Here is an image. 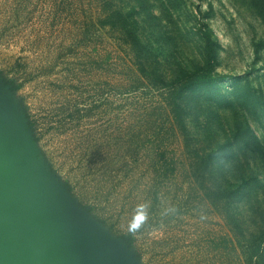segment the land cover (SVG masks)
I'll list each match as a JSON object with an SVG mask.
<instances>
[{
	"label": "rangeland",
	"instance_id": "obj_1",
	"mask_svg": "<svg viewBox=\"0 0 264 264\" xmlns=\"http://www.w3.org/2000/svg\"><path fill=\"white\" fill-rule=\"evenodd\" d=\"M0 215L36 264H264V0H0Z\"/></svg>",
	"mask_w": 264,
	"mask_h": 264
},
{
	"label": "crops",
	"instance_id": "obj_2",
	"mask_svg": "<svg viewBox=\"0 0 264 264\" xmlns=\"http://www.w3.org/2000/svg\"><path fill=\"white\" fill-rule=\"evenodd\" d=\"M0 218L2 219L1 215H0ZM9 221H8V223L3 224L0 220V228H6L5 233H4V231L1 232V230H0V243L6 242L9 245L11 252L13 253V255L16 258V261L14 264H22L21 256H20V254L16 248V241H19V239H17V237H19V229L18 228H20V224H11ZM19 242H21V241H19ZM0 262H1L0 264H6V263H3L1 261V259H0ZM34 264H36V259L34 261Z\"/></svg>",
	"mask_w": 264,
	"mask_h": 264
},
{
	"label": "water",
	"instance_id": "obj_3",
	"mask_svg": "<svg viewBox=\"0 0 264 264\" xmlns=\"http://www.w3.org/2000/svg\"><path fill=\"white\" fill-rule=\"evenodd\" d=\"M23 245L24 243L16 241V248L21 256L22 264H34L35 258L33 256H30L31 249L28 248V246ZM57 257L58 256L56 254H53L51 259L49 260V264H61L60 262H58Z\"/></svg>",
	"mask_w": 264,
	"mask_h": 264
},
{
	"label": "clouds",
	"instance_id": "obj_4",
	"mask_svg": "<svg viewBox=\"0 0 264 264\" xmlns=\"http://www.w3.org/2000/svg\"><path fill=\"white\" fill-rule=\"evenodd\" d=\"M147 205L140 204L137 206V213L133 217V221L130 225L131 229L135 230L140 227L141 223L147 218V212H146Z\"/></svg>",
	"mask_w": 264,
	"mask_h": 264
},
{
	"label": "trees",
	"instance_id": "obj_5",
	"mask_svg": "<svg viewBox=\"0 0 264 264\" xmlns=\"http://www.w3.org/2000/svg\"><path fill=\"white\" fill-rule=\"evenodd\" d=\"M209 64L206 63V66H208ZM209 73L211 72L210 69L207 70ZM9 83V86L11 89H17L19 87V84H16V80H11V81H7ZM82 206V205H81ZM85 207V206H83ZM89 210V208H88ZM95 218L99 219V217L95 214L94 215ZM100 220V219H99ZM102 223H104V220H100ZM108 228L111 231H114V225L113 224H107ZM119 236H121V238H123L125 240L126 243H130L131 242V235L129 233H121L119 234Z\"/></svg>",
	"mask_w": 264,
	"mask_h": 264
}]
</instances>
